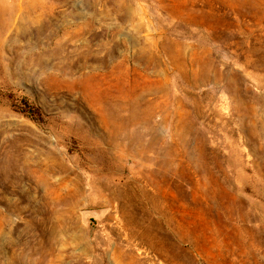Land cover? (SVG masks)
Here are the masks:
<instances>
[{
  "label": "rangeland",
  "instance_id": "obj_1",
  "mask_svg": "<svg viewBox=\"0 0 264 264\" xmlns=\"http://www.w3.org/2000/svg\"><path fill=\"white\" fill-rule=\"evenodd\" d=\"M0 264H264V0H0Z\"/></svg>",
  "mask_w": 264,
  "mask_h": 264
}]
</instances>
